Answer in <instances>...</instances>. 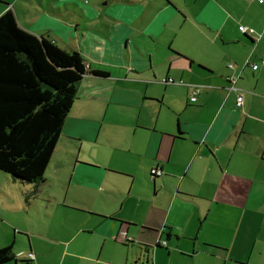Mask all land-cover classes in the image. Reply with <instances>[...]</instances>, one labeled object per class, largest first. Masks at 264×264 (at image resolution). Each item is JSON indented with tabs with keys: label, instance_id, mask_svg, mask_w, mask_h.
Returning <instances> with one entry per match:
<instances>
[{
	"label": "crops",
	"instance_id": "1",
	"mask_svg": "<svg viewBox=\"0 0 264 264\" xmlns=\"http://www.w3.org/2000/svg\"><path fill=\"white\" fill-rule=\"evenodd\" d=\"M8 8L89 71L45 181L9 180L29 209L43 197L84 216L8 243L16 259L2 264H264V0Z\"/></svg>",
	"mask_w": 264,
	"mask_h": 264
},
{
	"label": "trees",
	"instance_id": "2",
	"mask_svg": "<svg viewBox=\"0 0 264 264\" xmlns=\"http://www.w3.org/2000/svg\"><path fill=\"white\" fill-rule=\"evenodd\" d=\"M88 71L79 51L23 29L10 8L0 15V170L16 183L45 181L78 85ZM13 259L10 246L0 249V264Z\"/></svg>",
	"mask_w": 264,
	"mask_h": 264
},
{
	"label": "rangeland",
	"instance_id": "3",
	"mask_svg": "<svg viewBox=\"0 0 264 264\" xmlns=\"http://www.w3.org/2000/svg\"><path fill=\"white\" fill-rule=\"evenodd\" d=\"M51 172L50 170L49 173ZM9 180L11 177L0 170V247L9 243L13 244L14 248V240H29L27 236L35 231H57L68 217L84 216L81 212L67 208L62 202L57 204L56 201L43 197L37 199L36 204L40 205L38 209H29L21 186ZM58 193L61 195L62 191ZM17 244H20V241ZM48 247L49 245H46V248Z\"/></svg>",
	"mask_w": 264,
	"mask_h": 264
},
{
	"label": "built area",
	"instance_id": "4",
	"mask_svg": "<svg viewBox=\"0 0 264 264\" xmlns=\"http://www.w3.org/2000/svg\"><path fill=\"white\" fill-rule=\"evenodd\" d=\"M240 30L243 32V33H248V34H250V33H253V29H251V28H248L247 26H243V25H240ZM251 66H252V68L253 69H258V67H259V65L257 64V63H252V64H250ZM230 67H234V65L233 64H230L229 65ZM229 79H230V81H231V89H236V87H235V83H236V78H233V77H229ZM171 81H172V79H170ZM243 99H244V96H243V94H240L239 96H238V99H237V101H238V105H241L242 103H243ZM191 100L192 101H195L196 100V96H192L191 97ZM155 171V170H154ZM154 173H156V174H158V175H160L162 172L160 171V170H156ZM164 244H165V242H163ZM29 257L31 258V259H34L35 258V255H34V253H30L29 254Z\"/></svg>",
	"mask_w": 264,
	"mask_h": 264
}]
</instances>
